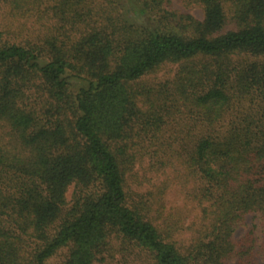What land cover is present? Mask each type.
I'll use <instances>...</instances> for the list:
<instances>
[{
    "label": "trees",
    "instance_id": "1",
    "mask_svg": "<svg viewBox=\"0 0 264 264\" xmlns=\"http://www.w3.org/2000/svg\"><path fill=\"white\" fill-rule=\"evenodd\" d=\"M184 1L203 19L169 0H0L11 18L40 25L26 38L0 26V264H44L67 246L65 264H92L111 232L155 264H224L235 223L264 215V0ZM228 3L236 29L221 33ZM196 57L215 62L210 84L196 90L202 79L191 75L172 105L209 127L247 99L261 114L235 116L187 154L216 221L213 237L183 254L127 204L125 142L141 120L162 122L139 108L131 84Z\"/></svg>",
    "mask_w": 264,
    "mask_h": 264
},
{
    "label": "rangeland",
    "instance_id": "2",
    "mask_svg": "<svg viewBox=\"0 0 264 264\" xmlns=\"http://www.w3.org/2000/svg\"><path fill=\"white\" fill-rule=\"evenodd\" d=\"M227 6L221 33L236 29L233 6L230 3ZM168 8L197 20L203 19L200 4L169 0ZM6 12L4 8L0 9V26L10 23L11 32L21 31L22 37L26 38L39 29L40 25L34 19L11 18ZM13 34L8 37L13 38ZM230 59L234 63L254 60L243 56ZM215 66L213 60L203 57L167 62L131 84L137 93L139 108L143 112L155 110L156 114L162 115V122H152L145 127L141 120L125 142L129 160L125 164L127 204L143 219L153 223L162 238L172 242L183 254L193 251L199 240L207 242L211 239L216 221L213 199L206 193L208 183L199 174L189 173L184 163L187 154L201 136L225 132L235 116L251 114L258 117L261 114L259 102L247 99L242 105L235 104L218 124L209 127L184 107L172 105L180 86L186 85L191 75L202 79L196 90L209 85L207 71ZM73 191L74 187L70 186L66 192L67 206L71 204ZM230 242L233 250L224 258V264H264V215L260 212L243 214L234 225ZM68 255L69 246L63 247L44 264H65ZM92 264H155V261L149 251L111 232Z\"/></svg>",
    "mask_w": 264,
    "mask_h": 264
}]
</instances>
